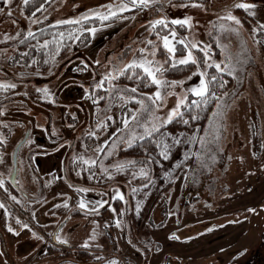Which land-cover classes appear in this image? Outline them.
Masks as SVG:
<instances>
[{"label":"rangeland","instance_id":"374dc122","mask_svg":"<svg viewBox=\"0 0 264 264\" xmlns=\"http://www.w3.org/2000/svg\"><path fill=\"white\" fill-rule=\"evenodd\" d=\"M24 1L11 0L5 4L0 0V9H3L0 11V80L16 85L8 88V97L0 107L3 110L0 111V133L6 137L0 141V178H8L13 187L3 189L5 182L0 186V204L3 205L0 206V264H32L39 257L46 261L58 255L76 257L75 251L79 249H85L87 253H77L78 257L100 260L99 264H108L112 259H116L117 264H264V260H259L264 258V202L259 203V199L257 204L255 200L249 202L258 207L247 218L241 214L243 210L226 213L232 207L227 209L221 205L222 208L215 213L204 212L196 220L187 217L183 221L187 224L183 225L182 219L171 212L182 206V197L188 200L189 194L200 193L197 203H209L210 192L215 191L217 183L218 187H226L241 180L243 175L235 172L240 161H247L249 165L252 159L264 161V29L253 34L254 28L264 25V0H245L255 5L249 10L242 9L245 11L232 8L234 0H200L205 7L191 6L188 0H162L160 5L149 7L137 5L135 11L125 12L130 8L118 12L120 14L114 21L93 26L95 31H88L87 42L71 43L46 69L26 65L16 45L19 37L27 35L30 28L34 31L55 24L57 19L68 22L70 17L87 15L89 10L106 11L102 5L118 4L119 0H51L33 15L24 13ZM229 9L242 23L237 26L233 21L224 22L239 27L238 33L221 30L220 21L215 19ZM161 14L167 17L191 16L193 26L183 27V33L178 30L179 26H174L179 36L200 43L201 48L209 46V65H214L211 61L215 60L223 67L229 63L227 57L230 56L231 68L226 72L232 80L218 98L221 104L219 113L213 116L216 100L200 131L195 157L175 174L171 187L161 190L157 202L155 194L159 187H155L154 193L141 206L139 202L145 197L135 189L136 185L142 186L147 180H137L133 168L134 174L131 175L126 174L125 169L119 171L112 167L116 163L134 161V158L109 157L106 153L114 154L121 142L125 146L133 129L142 132L143 128L137 124L143 125L149 115L166 116L175 105L178 94H187L189 98L195 96L185 90L199 83L197 65L187 74L170 80L163 72L158 73L168 82L183 80L184 83L168 89L172 95L164 92L163 107L155 109L154 113L151 109L141 110L139 119L131 120L128 127L123 124L124 117L140 109L139 99L149 103L151 98L146 94L154 93L156 86L142 94L113 79L112 83L118 87L109 91L105 73L122 67L134 53L137 57L147 55L139 50L152 47L147 43L149 39L157 40L149 29V22ZM157 44L162 49V44ZM194 52L202 61L203 52L199 49ZM183 54L176 53L177 56ZM156 60L166 62L170 57L161 50L157 52ZM199 66L202 70L208 68L203 62ZM102 78L105 86L100 89L105 91H98L95 85ZM45 86L52 94L51 99L43 98L45 93L38 91ZM119 91L125 96H137V103L125 101L118 95ZM97 124L101 127L97 128ZM93 132L95 136L91 135ZM190 136L192 134L184 130L172 135L180 144L173 147L171 160L174 156L176 158L175 153L180 152L185 142H190ZM199 137H204V145ZM106 139L109 143L105 145L103 141ZM19 142L22 144L16 153V172L12 174L13 151ZM98 143L103 149L99 152L96 150ZM175 143L172 139L171 145ZM197 151L203 155L198 157ZM78 156L97 161L96 167H87L86 180L82 178L83 166H75L73 170L69 166ZM188 158L187 155L183 159ZM101 162L109 172H123V177L107 175L100 167ZM187 165L193 173L185 180ZM194 167L195 173L197 170L201 173L199 180L195 178ZM212 168L214 177L210 176ZM225 168L228 171L223 174ZM222 176L227 180L220 181ZM185 184L199 189L196 187L193 191L191 188L185 196L182 193ZM246 184L252 188L249 181ZM117 191L122 193L123 199L116 195ZM81 198L88 208L79 206ZM116 198L121 202L117 203ZM99 201L105 203L97 207ZM152 204L154 207L148 214L145 208ZM160 207L169 213L156 211ZM74 209L84 214L74 215L71 213ZM161 216H166V220ZM225 216L239 224L231 237L230 234L225 237L229 231L226 223L218 230L210 228L215 226L212 224L194 239L196 223L201 222L199 227L202 228L213 218L223 222ZM23 223L29 227H22ZM57 233L68 243L56 240ZM93 235L94 238L90 239ZM85 240H88L87 246ZM49 247L53 248L52 251L39 256ZM30 259L32 262L29 263Z\"/></svg>","mask_w":264,"mask_h":264},{"label":"snow or ice","instance_id":"6c2138e0","mask_svg":"<svg viewBox=\"0 0 264 264\" xmlns=\"http://www.w3.org/2000/svg\"><path fill=\"white\" fill-rule=\"evenodd\" d=\"M5 4L11 3V0H3ZM25 3H27V0H25ZM162 3V0H119L118 4H113V3H108L107 5H102L101 8L105 9L104 10H89L87 15H81L79 17H70L68 22L71 23L72 21L79 22L81 20H87L89 16H95L98 17L99 20L103 21L108 19L109 17H115L118 12H124L127 9L137 7V5L141 7H149L152 5H160ZM188 3L191 6H200V7H205L202 3H200V0H188ZM232 8H242L245 10H249L251 8H254L255 5L245 2V0H234V3L231 5ZM44 8V4L40 5V9ZM39 10V9H37ZM0 11H3V9H0ZM9 14L11 13V9L9 8ZM160 11L163 12V8H160ZM217 21H220L219 23V28L221 30H230L231 32L238 33L239 32V27H232L231 25L226 24L224 21H233L235 22V25L239 26L241 25V20L239 17L234 15L232 11L229 9L228 11H225L221 16H218L215 18ZM55 24H62L65 23L64 20L57 19L54 21ZM198 23V21L196 22ZM174 25L180 26L181 28L187 26L188 28H191L193 26V20L191 16H184V17H167L166 14H161L156 16L154 19H152L149 22V29L152 33L155 34L157 37L156 41H153L149 39L147 41L148 45L152 46L150 48H141L139 51L141 53H147V55H141L137 57L135 53L133 54L132 59L128 60L126 63L122 64V67L118 68H113L110 70L109 73H105V78L109 82V91L112 89L117 88L118 86L113 84L112 81L114 79V76H120L127 74L125 73V70L128 69L132 73H137L134 76L135 79L140 80L142 77L147 80L149 83L153 84L156 86L155 92L154 93H149L146 94L149 96L150 102L146 103L144 99H139L138 103L140 104V109L133 110L132 113L128 116H125L123 119V124L125 127L129 126V122L131 120H138V113L141 112V110H148L151 109L153 113L155 112V109L161 108L164 106V99L165 95L164 92L167 91L168 89H171L173 85L176 84H183V80H172L171 82H168L166 78H164L162 75H158V73H162L164 71L163 68V63L161 61L156 60V54L157 52L163 50L166 54L167 57H170L169 61H166L171 64V66H176V65H188L189 62L192 64L197 65L196 67V73H199V83L198 84H193L190 88H187L185 90V93L191 92L195 94V96L199 97L200 100L198 101H193L190 100L188 95L185 94L183 96H179L175 102V105L171 107L166 116H157V115H149L148 121L144 122L143 125H140L139 123L137 124V127H142L143 131L142 132H137L135 129L132 130V134L129 137L128 143L125 144L126 147L130 146L132 143H135V138H138L139 140H144L145 137H153L154 134L158 132V130L164 126L168 125L169 123L173 122L175 118L177 117H182L184 115L183 113V108L185 104L188 105H196L197 107L200 106L201 101L203 102L204 105H207L209 102V97H216L217 93L213 91V87L217 84H219L220 87H223V83H226V81H222V78L219 76V73H223L226 71H230L231 68V57L228 56L227 59L229 60L228 64H225L223 67L221 66V63L215 60H212L211 63L215 65V68L217 69V74L216 75H211L209 74L206 70H202L201 67L199 66L201 62H203L204 65L208 66L209 65V46H205L201 48L200 43H195L192 41L187 40L184 36H179L177 32V28L174 27ZM264 29V25H261L257 28L253 29V34H255L258 31H261ZM88 31L94 32L95 28L88 29ZM33 30L30 28L27 35L32 36ZM65 33H60L59 34V40H57L56 37H53V40L56 42V50L59 51L61 47L60 41L63 40ZM69 36L72 35V33H68ZM7 38V37H6ZM177 40L178 43L182 46L181 50L184 52L183 55L177 56ZM157 42L159 44H162V49L158 46ZM259 42V41H257ZM49 40H44L43 45H48ZM37 47H40V44L38 43L36 45ZM222 48H225V45H221ZM199 49L200 51L203 52V60L201 61V58L198 57L194 50ZM51 59L54 60V57H50ZM35 59V58H33ZM104 78L101 79L100 82L96 83L97 88H103ZM14 83H9L8 81L5 80H0V87H3L4 89L7 88H15ZM133 91L136 89L133 88ZM38 91H42L45 93V96L43 98L45 99H51L52 94L49 92L47 86H45L42 89H38ZM87 95V93H85ZM168 95H172V91H167ZM118 95L122 97L125 101L129 100H137V96L135 95H128L125 96L123 91H119ZM99 99V97H98ZM54 102V101H53ZM221 108L220 104V99H217V107L213 112V116H216L219 113V110ZM0 111H3L0 109ZM192 119H196V116H192ZM185 124H187L189 121L188 119H184L183 121ZM209 123H212V118H209ZM97 128L101 127V124L96 125ZM198 127V126H197ZM117 131H120V129H117ZM91 135L95 136L96 133L93 132ZM166 135H171V133H167ZM181 136L184 135L183 133L180 134ZM176 143H179L180 141L176 138L173 137ZM197 137L195 135H192L189 137V141L192 143H195ZM6 140V137L0 133V141ZM201 145L205 144V139L204 137H199ZM109 141L106 139L103 141V144H108ZM157 146L161 147V152L160 154L163 156L166 154L167 150L169 149L170 145L167 140L161 139L160 141H157ZM96 150L102 151V145L97 144L96 145ZM191 152L186 153V155H191ZM106 155H111V152L109 151L106 153ZM196 155L202 156L203 153L200 151H197ZM2 158V157H0ZM76 159L83 160L84 163L86 164H96V160L94 158H84V157H76ZM148 159H151V156L148 157ZM135 161H126V162H121V163H116L112 165L113 168L123 171L125 167L127 166H134ZM101 169H103L107 175L111 176L112 173L108 171L107 168H105L103 162L100 163ZM137 175H143L147 176L148 173L144 170V167L141 166L139 172ZM4 184L3 178H0V186ZM84 191H87V189H84ZM117 196H119L121 199H123L122 193L117 191L116 193ZM13 199H16V197H12ZM65 204H67V200L64 201ZM105 201H99L96 202V206L100 207L102 204H104ZM0 206H3L0 204ZM79 206L82 209L88 208V204L85 202L83 198L80 199L79 201ZM137 208H139V205H137ZM251 211H255L252 209ZM17 220L19 221V217H17ZM120 221L117 220V224H119ZM10 227V226H9ZM22 227L28 228L29 225L26 223L22 224ZM11 231H15V229H11ZM33 235H36L34 232ZM175 236V233L172 234ZM94 238L93 237H90ZM41 239H43L41 237ZM55 239L56 240H63L64 243H68L67 239L63 238L60 234H55ZM85 246L88 245V240L84 241ZM108 264H117L116 259H112L111 261L108 262Z\"/></svg>","mask_w":264,"mask_h":264},{"label":"trees","instance_id":"16d2710c","mask_svg":"<svg viewBox=\"0 0 264 264\" xmlns=\"http://www.w3.org/2000/svg\"><path fill=\"white\" fill-rule=\"evenodd\" d=\"M51 0H27V3L25 1L23 2V11L26 15H33L38 13L40 9V5L44 4L47 5ZM39 9V10H37ZM137 8H131L130 10H127L125 12L135 11ZM238 10H242V8H237ZM247 13V12H246ZM120 14V13H119ZM119 14H117L115 17H109L106 20H99L98 17H90L87 20H81L79 22H65L62 24H50L45 25L42 27H39L38 29L33 31L32 36L23 35L19 37L16 41V45L21 51V54L23 55L24 59L23 61L26 63L27 66L31 67H37L40 69H46L51 67L54 62L63 54V52L69 47V45L73 42H77L79 44H84L89 39V32L88 29L97 26V25H103L106 23H109L111 21H114ZM249 15V14H248ZM251 17V15H249ZM175 26V25H174ZM178 30L180 32L183 31V28L180 26L178 27ZM72 33L71 36L68 35V33ZM65 33L63 40L60 41L61 47L59 51L56 50V42L53 40V37H56L57 40H59V34ZM183 33V32H182ZM153 34V33H152ZM151 34V35H152ZM44 40H49L48 45H43ZM40 44V47H37V44ZM181 45H177V53H183L181 50ZM50 57H54V60ZM35 58V59H33ZM195 66V64H192L189 62L188 65H176L171 66L170 63L164 62V71L163 74L166 78L169 80L172 78H177L180 76H183L187 74L191 69ZM142 71V70H138ZM206 71L211 75L217 74V69L215 68V65H209ZM137 73H132L130 70L126 69L124 75L115 76L114 81L120 85H124L130 89L135 88L136 92L139 93H146L151 91L155 85L149 83L147 80H145L143 77L140 80H137L134 78V76ZM219 76L222 78V81H226V83H223V87H220L219 84L215 85L213 87V91L217 93L216 97H209V102L207 105H204L201 101L200 106L197 107L196 105H188L185 104L182 106L184 115L182 117H177L174 119L173 122L169 123L168 125L162 126L156 134H154L153 137H145L144 140H139L138 138L135 140V143H132L130 146L126 147L123 145V143H120V146L117 148V151L114 154H111L109 157H119L122 158L124 156L126 157H132L134 158V161L136 162L134 166H127L124 169L126 170L125 173H130L133 175L134 173H138L141 166L144 167V170L148 173L147 176L143 175H136L135 178L137 180L146 179L147 183L143 184L142 186L136 185V191H141L143 193L142 200L139 202L141 206L144 204L143 201L146 198H149L151 196V193L147 195L149 192L148 189L154 190L155 187L158 188L162 186V188L167 189L169 186L171 187L173 176L179 170L185 163L189 162L190 158L193 156L195 157V146L197 144V139L200 134V131L204 125V123L207 120V117L209 116L216 100L227 90L228 86L231 83L232 77L228 72L219 73ZM105 91V89H98ZM9 90L4 89L3 87H0V107L2 103L7 99ZM193 101L200 100L197 96H191L189 98ZM132 104L137 103V101H131ZM196 116V119H192V116ZM184 119H188V123L185 124L183 121ZM198 126V127H197ZM178 130H184L188 133H191L192 135H195L197 137L195 143L192 142H185L183 145V148H181L180 152H176V161L172 164V167L168 170V172L165 173V175L160 174V169L165 168V164L167 163V160L171 158L172 155V149L173 147L177 146L178 143H175V145H171V140L173 139L172 135L174 133H177ZM167 133H171V135H166ZM198 134V135H197ZM161 139L167 140L170 147L167 150L165 155H161V147L157 146V141H160ZM22 144V143H21ZM20 144V145H21ZM180 144V143H179ZM191 152V155H188L189 158L183 159L184 157H187L185 155V152ZM151 156V159H148V157ZM175 157V156H174ZM71 170L75 168V166H83V176L82 178L86 180L87 175L85 171L87 170V167L90 166L83 162V160L75 159L74 162L69 164ZM92 166H97L96 164H92ZM135 170L134 173L133 169ZM91 169V168H90ZM120 171V170H119ZM111 176H122L123 172H117L112 170ZM93 174V172H92ZM114 174V175H113ZM158 176V177H156ZM105 179L108 178V176H104ZM6 187H12L10 185V180L8 178L4 179ZM157 185V186H156ZM13 188V187H12ZM141 192H139L141 194ZM161 193V190H159ZM138 193V194H139ZM157 196L156 202L160 197ZM137 194V195H138ZM117 203L121 202L120 199H115ZM148 200V199H147ZM74 215H81L84 214L79 209H74L71 211ZM51 247L47 248L48 251H50Z\"/></svg>","mask_w":264,"mask_h":264},{"label":"crops","instance_id":"0c3cea01","mask_svg":"<svg viewBox=\"0 0 264 264\" xmlns=\"http://www.w3.org/2000/svg\"><path fill=\"white\" fill-rule=\"evenodd\" d=\"M170 160L171 159L167 160V163H166L167 167H165V168L163 167V168L160 169V174L161 175H165V173L168 172L170 167H172V164L175 163L176 158L173 157L172 160L171 161ZM185 165H186V163L184 164V166ZM239 165L240 166L235 169V172H236L237 175L242 174L243 175L242 179L238 180L234 185H231V186L227 185L226 187H223L224 185L218 187V185H217L218 183H217L215 188H214L215 191H211L210 192L209 203H205V204L197 203V200H198L197 197L200 196V193L197 194V193L193 192V194H189L188 195V193L191 191V188L194 191L197 186H195V188H194L192 186H189V185L185 184L186 185L185 186V190L183 189L182 193L185 196L188 195L187 196L188 200L184 199L182 197V199H181L182 206L178 207L177 209L172 210L171 212H174L175 214H177V217L179 219H182L183 225L187 224V223L183 222L184 219H186L187 217L188 218L192 217V218H195L194 220H196V219L200 218L201 214L204 213V212L215 213V211H217L218 208L221 207V205H223L222 207L225 206L227 209H228V207H232L231 210L228 209V211L226 213H229V212L232 213V212H236L237 210H243L242 211L243 213H241V214L246 215L245 218L250 216L249 215L250 213L254 214L256 211H251V210L252 209L256 210L255 208L258 207V206L254 207V202H255V204H257L258 203V199H259V203L260 202H264V161L262 159H260V158H257L255 160L252 159L250 165L248 164L247 161H245V162L243 161V163L240 161ZM184 166L182 168H180L179 170H177V172L181 171L184 168ZM187 166L189 167V165H187ZM190 170H191L190 167L188 168V170H185L186 171L185 180L190 176L191 173H193V172L190 173ZM212 170H214V168L211 169L210 176L213 175V177H214L215 172L213 173ZM197 171H198V173H195L196 172V167H194V173L196 175L195 178H198V180H199L200 179L199 175H201V173H200L199 170H197ZM227 171L228 170L225 168V170L222 173L224 174ZM223 174H221V175H223ZM174 176H173V178H174ZM250 177H252V178H250ZM215 180H216V182L218 181L217 176L215 177ZM223 180H227V177L222 176L220 181H223ZM247 181L250 182L252 188L248 184H246ZM222 188H226L225 191L222 190ZM158 189L159 190H163L164 188H162V186L159 185ZM148 191L149 192L147 193V195L150 194V193L152 195L154 193V190L148 189ZM159 193L160 192L156 193L155 195L159 196ZM258 196H259V198H258ZM156 198H158V197H156ZM252 200L253 201L255 200V201L253 203H249ZM188 202H190V203H188ZM241 204H242V206H240ZM153 205L154 204H152L151 206H146L147 208H145V209H147V210L145 212H147L149 214L152 211L153 207H154ZM140 209H142V208H140ZM156 211H158V212L162 211V212H165V213H169V211L164 210L162 207L158 208ZM161 217H163L165 220L167 218L166 216H161ZM161 217H158V219L162 220ZM225 218H226V222H224ZM208 221H209V222H207L208 224H206L202 228L199 227L201 222H198V223L195 224L197 226L195 227L196 233L193 235L195 237L194 239H196L199 236H201L203 231L208 230V226H211L212 224H215V226L214 227L211 226L210 228H215L216 230H218L221 227L224 228L223 226L226 225V223H228L226 228L229 231L226 232L225 237L228 234H230V237H231V234L233 235V233L236 232V229L239 228L238 227L239 224L235 223V222H232V218L231 217L227 218L225 216L224 218H222L223 222H221V223L217 222L218 218H213V219L208 220ZM227 221H230V222H227ZM164 224H167V222L164 223ZM167 226H168V224H167ZM52 249L53 248H51L50 251H52ZM43 252L44 253L45 252L48 253L49 251L48 250H44V251L40 252L39 256ZM75 253H76V257H74V256L66 257L65 256V257L62 258V257H60L58 255V256L50 258L49 260H46V261L42 260V258L39 257L38 261L34 262L32 264H67V263H70V264H99L100 263V260H96L95 259L94 261H92V260L90 261L89 259L78 257L77 253H80L82 255L83 254L86 255L87 250H85V249L76 250ZM250 260H252V259L250 258ZM259 260H264V258L263 259L261 258ZM30 262H32L31 259L29 260V263Z\"/></svg>","mask_w":264,"mask_h":264},{"label":"water","instance_id":"95a60500","mask_svg":"<svg viewBox=\"0 0 264 264\" xmlns=\"http://www.w3.org/2000/svg\"><path fill=\"white\" fill-rule=\"evenodd\" d=\"M21 143L22 142H19L13 151V173L12 174H15V172H16V167H17V165H16V153H17V150H18Z\"/></svg>","mask_w":264,"mask_h":264}]
</instances>
